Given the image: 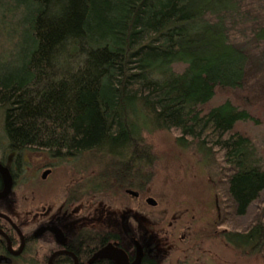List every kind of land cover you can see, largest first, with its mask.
Returning <instances> with one entry per match:
<instances>
[{"label": "trees", "instance_id": "16d2710c", "mask_svg": "<svg viewBox=\"0 0 264 264\" xmlns=\"http://www.w3.org/2000/svg\"><path fill=\"white\" fill-rule=\"evenodd\" d=\"M236 4L0 0V106L7 140L66 157L95 149L84 173L102 191L133 187L138 179L143 186L154 158L141 136L145 121L173 127L181 144L223 150L227 196L237 215L245 212L264 187V166L251 138L233 126L254 117L229 98L204 107L215 88L243 90L255 77L264 78V68H255L264 65V23L254 29L257 53L228 39L225 17ZM175 62L183 63L181 69ZM219 233L234 247L260 248L264 221Z\"/></svg>", "mask_w": 264, "mask_h": 264}, {"label": "rangeland", "instance_id": "374dc122", "mask_svg": "<svg viewBox=\"0 0 264 264\" xmlns=\"http://www.w3.org/2000/svg\"><path fill=\"white\" fill-rule=\"evenodd\" d=\"M235 1L236 9L225 17L228 39L238 43L249 53H257L260 42L254 40V29L264 23V0ZM182 66L181 62L173 64L178 70ZM255 68L262 70L264 65L256 63ZM256 78L250 80L243 90L215 88L211 100L209 99L204 107L222 102L225 98L231 99L241 107H247L254 118L244 121L238 119L233 128L251 138L261 158V165L264 166V78ZM3 110L0 106V141L4 137ZM145 122L148 128L141 131V136L151 146L154 158L152 165L145 167L149 172L143 186L139 187L135 181L131 188L137 189L140 196L152 195L156 203L153 206L144 202V207L137 211L134 199H126V193L120 190L110 194L104 189L96 195V203L102 209L103 215L115 217L105 207L112 209V206L116 205L121 210L134 207L129 210L127 219L133 237L141 236L143 232L145 239H177L178 236L185 239H203L201 243L209 252L205 251L206 253L199 257L203 261L198 264H264V244L260 248L248 250L247 246L234 247L219 236L221 229L239 232L248 229L256 221H264V187L258 196L250 201L245 212L237 215L227 196L225 174L229 170L223 169V150L215 147L214 151L205 152L194 142L191 143L192 141L181 144L176 138L179 132L177 129L153 128L148 120ZM92 150L95 151L84 150L75 157L58 155V159H54L55 170L45 178L44 186L49 189L59 184L69 185L74 176L80 172L84 173L83 164L88 163L89 168ZM143 180L144 178H141L142 182ZM19 193L18 191L15 194ZM189 254L191 259H188L192 261L200 252L197 253L196 249H193ZM172 257L170 264H175L176 256ZM160 264L168 262L164 260Z\"/></svg>", "mask_w": 264, "mask_h": 264}, {"label": "flooded vegetation", "instance_id": "af4514ba", "mask_svg": "<svg viewBox=\"0 0 264 264\" xmlns=\"http://www.w3.org/2000/svg\"><path fill=\"white\" fill-rule=\"evenodd\" d=\"M1 140L0 166L11 182L7 193L0 195V264H160L164 260L170 264L172 256L175 264H198L203 261L199 257L209 252L203 239H145L143 232L133 237L127 219L134 207L125 211L116 205L105 207L115 217L104 216L96 203L103 190H97L92 174L80 172L69 185L48 189L43 181L55 170L56 153L34 144L15 145L5 134ZM2 172L0 191L5 182ZM127 187L131 188L105 191H123L126 199H134L138 211L148 194L140 196L135 189L131 195ZM193 249L200 254L191 261Z\"/></svg>", "mask_w": 264, "mask_h": 264}, {"label": "water", "instance_id": "95a60500", "mask_svg": "<svg viewBox=\"0 0 264 264\" xmlns=\"http://www.w3.org/2000/svg\"><path fill=\"white\" fill-rule=\"evenodd\" d=\"M0 169L1 171H3L2 174L4 175V181H5L4 186L2 190L0 191V195H3L4 193H7L9 182L11 181L9 180V175L6 173L7 171H5V169L1 166H0ZM45 173H46V170L42 172V175H44ZM126 191L129 192L131 195H134L137 192L135 189H131L130 187H127ZM145 202L154 206V204L156 203V200L155 198H152V195H147L145 196Z\"/></svg>", "mask_w": 264, "mask_h": 264}]
</instances>
